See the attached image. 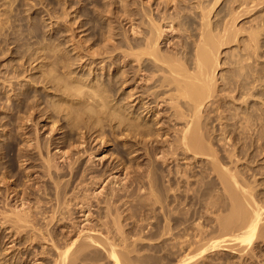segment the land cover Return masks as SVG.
Here are the masks:
<instances>
[{
	"label": "bare ground",
	"instance_id": "1",
	"mask_svg": "<svg viewBox=\"0 0 264 264\" xmlns=\"http://www.w3.org/2000/svg\"><path fill=\"white\" fill-rule=\"evenodd\" d=\"M221 1L147 0L145 2L144 0H129L128 2L130 3H124V19L122 20L126 21L129 28L127 30L122 28L125 30L123 31L125 32L123 37L124 43L121 44L123 38L121 41L118 39L121 42L118 44L124 45L126 50L121 52L123 53V61L122 64H118L117 68L119 70L121 68L125 69L115 76L116 79L110 76V71L114 58L116 59L118 54H114V49H116L113 47L114 45H110L114 48H110L113 49L112 51L108 47L110 40L114 37L110 34H118L114 32L117 29L116 27L109 28L107 34L110 35L111 39H107L109 35L105 38L108 42L104 45L105 48H102L103 51L101 49V52L97 51L99 53L91 52L92 57L88 59L90 60L89 66L91 64H94V66L92 65L93 67L88 68L87 78L83 76L85 75L83 72L80 77L74 76V71H71V66L69 65L63 66L64 68L62 69L64 70L62 71L61 69L62 72L59 70L58 78L55 79L46 71H36L37 74H40L35 76L36 78H39L44 85L50 83L49 86L54 88V91L61 92L58 96L62 95L57 100L55 98L56 101L52 102L53 99L51 100L52 108L49 106L50 110L45 107L42 110L40 109L41 111L39 110V112L47 115L53 109L52 111L56 113H63L64 116H60V114L57 117H65L64 121L67 120L70 128L75 129L76 127V130H81V132L79 130V143L78 141V144L76 143L78 150L72 146V149L74 147L80 155L74 161H72V157L71 159L68 158L71 161L68 162L67 171H69L68 173L72 178L79 175L91 174V177L89 175L90 179H88L91 180L90 183L101 187L99 188L101 189L99 193L96 191L98 193L97 196L107 194L104 201L106 208V213L104 212L106 214L105 217L108 218L110 216L109 218L112 217L115 221L117 217V221L120 219L119 217H123V220H128L132 216L136 218L133 214L124 215L118 203L125 200L123 199L125 192H131L127 188L128 184L122 185L121 182L125 179H129L131 182L139 181L138 177L142 176L141 173L144 172V169L142 172L136 169V171H132L135 172V175L128 176V172H130L128 171L124 174L125 177L121 178V174L126 170V164L122 160H130L127 156L125 157V153L127 155L132 154V152H135L133 148L141 147V145L143 149L145 148L146 154L154 155L155 160L151 163L153 168L148 169L149 165L147 168V177L148 179L150 178L149 181L147 179L149 191L144 188L148 191L146 192L148 194L143 197L138 196V199L134 198L136 202L135 208L137 205L140 206L139 211L144 213L145 209L147 210L146 207L153 204L156 205L157 203V205L160 204L162 216L160 215L156 218V223L152 224V227H149L150 229L143 227L142 224L134 225L133 223L132 226L130 225V227L126 228L125 225H120L121 219L118 222L113 221L114 225H112V221L107 220V222H110L108 224L100 218L103 221L102 223L99 219L102 224L98 221L99 225L97 223V225H91V217L93 216L91 208L93 203L91 204L90 200L93 199L90 198L89 200L87 198L88 202L87 199L83 200V196L87 192L81 196L83 201L76 203V206H78V203H81L79 212L83 220H80L79 226H76V224L73 226L74 224H72L73 227L71 229H69L70 226H66L67 230L63 232L59 231L57 227L55 228V226L62 225L59 223L63 218V215H60L62 213L61 210L64 206L63 210L65 208L68 209L73 205L71 202L73 200L75 202L78 198L74 197V195L71 197V195V199L67 200L68 197L66 198L67 202L66 200L65 202L62 201L67 194V184L61 185L59 181V183L55 182L56 180L54 181L57 183V185L55 184V190L58 197L55 201L58 205L56 204L57 207L55 205L56 208L53 207L54 209H51L52 213L48 216L49 218L46 216L47 207L40 204L41 200L36 206H31L30 204L32 203H29L27 200L28 195L30 196L33 190L28 188L29 190H24L21 195L20 192L14 189L7 194L9 197L13 193L16 205H14L12 212L10 211V215H6L11 216V220L8 219V222L11 224V226L9 225L11 234L9 238L14 235V239L10 241L12 245L8 248V250L11 249V253H4L7 248L4 247L2 250L1 247L3 245H0V264H12L11 262L17 259V255L12 260L6 256L14 252H16L14 254L20 255L21 258L26 257V259L29 257V254H32L35 262L37 260L40 261V259L44 260L45 263L43 262L42 264H201V259L209 251L214 252L218 249L227 248L233 250L234 247L243 245L245 247L239 249L243 252L244 250L242 249L250 247L253 240L264 237V224H262L264 222V203L258 198L259 193L258 195L255 193L256 186H252L250 181L251 176L249 175V171L250 173L251 171L254 172L251 164L257 163L264 155V64L260 61L261 57L264 56V41H262L263 38H260L259 34V32H263L260 31L262 27L259 28V26L264 25L263 19L256 22V29L252 26L249 27L248 38L243 37L245 40L241 39V42H247L243 43L245 44L243 45L244 47L240 46L237 51L228 53V55L225 53L229 57V61H227L229 67H226V73L222 72L220 74L219 71L223 63L221 61L222 48L229 45L233 39H238L237 34H240L242 30L240 27H236L239 19L243 17V14L244 16L245 14L247 15V12L257 10L256 7L261 3L263 4L264 0H225L229 4L228 8H219L220 10H217L216 7ZM154 4L156 7H153ZM189 12L190 15L193 14L192 16L195 19H191L192 16H189ZM105 13L110 14L111 10L108 9ZM110 15L113 14L111 13ZM107 17L110 18L111 16L107 15ZM114 19L115 22H119L121 17L116 16ZM81 25H83V22ZM257 27L259 28L258 30ZM174 33L181 34L177 36L179 37L177 42H173L175 36L172 37V35ZM163 41L165 44L161 46ZM97 55L106 56L98 57ZM108 57L110 58L109 62L107 61L109 60ZM38 58L36 57L34 60ZM106 62L111 64L108 69L109 78L102 80L103 75L100 76L97 71L106 69L108 66ZM86 64L85 62H81L78 67L82 68ZM100 64L102 65L97 67ZM222 71H225V69H222ZM136 77L142 81H138L139 83L134 87L139 91L134 93L130 89L127 97L124 98L126 99L124 104L121 103L122 101L115 100L113 95L114 99L111 98L109 91L116 92L115 90H118V87H121L120 89L131 88L137 82L134 80ZM62 80L66 81V84L61 83ZM133 80L135 81L134 83ZM138 93L139 95H136ZM27 95L20 96L21 98H18L19 101L13 107L22 109L25 105L29 106L31 104L29 106L30 109H28L32 111L26 110L27 107H25V113L27 111L28 113L30 112V115L27 114L29 115L27 121L30 122L29 118L31 114V117H33V113L37 111V107L39 109V102L33 101L36 104L32 105L31 101L29 104L27 102L29 95ZM135 95L136 97H134ZM136 100H138L137 105L140 104L137 110H142V113L146 112V114L151 113L154 115V110H158L161 103H169L172 106L171 108L174 109L170 108L173 110V113L172 118H169L171 124H174L171 126L169 122V126L174 127V130L173 128L172 130L176 135L173 139L171 138L172 140L170 139L171 141L167 142L168 144L165 142L167 148L162 149L161 152L157 153V143L160 142L158 137L161 134L158 131L164 130V127L154 128L155 124H159L160 121H155L154 127L147 125V121L145 122L146 124L139 122V117L135 116L138 114L135 111L131 112V110H135L137 107L133 103ZM53 117L56 118V116ZM179 122H182V125L176 128ZM57 123L59 124V122ZM104 125L110 126L111 131L115 127L125 130V132L123 131V133H126L124 139L125 142L129 143L118 147V154L121 156V159L118 161L114 160L115 162L102 165V167L97 169L94 166V168L82 170V162L80 160L83 157H80L85 155L91 161L92 157L100 154L99 151L103 152L108 143L105 137H101L103 133H98L99 130L103 131ZM169 126H167L168 129ZM92 134H96L93 136L92 141L97 140L96 142L99 141L101 143V146H98L99 148H95L96 146L93 148V145H91L92 141H90L91 143L88 141V137ZM68 137L66 138L68 139ZM40 145L36 141L33 147H37L41 153L42 151L39 149ZM54 145L57 146L59 144ZM68 152H60L58 158L67 161V157L71 156L69 155L70 153L67 154ZM133 157L136 160L140 157V154L136 153ZM184 158L187 160H185L186 168L182 169L176 163V168H171L168 174H165L170 184L168 187H170L171 191L174 190V193L172 192L173 195L170 196V194L162 193L160 187H158L159 194H157L155 192L157 188L155 183H152L151 176L154 173V169L162 167L158 160H162L163 164L168 163L167 161L170 160L175 162L179 159L184 160ZM50 161L47 160L48 163H46L45 159V163L48 164V176L51 178L54 175H57V177L64 175L63 173L58 174L57 169L56 171L51 170L54 165L52 166ZM148 163L150 162L148 161ZM239 164L244 165L245 169L248 170V174L247 170L241 169L242 166ZM133 170L135 169L133 168ZM261 171L264 172V170ZM118 173L120 175L115 176ZM53 177L52 179H54ZM105 182L107 184L108 182L109 184L113 182L115 185L117 183L120 185L121 183L122 186L116 189L115 187L118 184L114 185L115 187H112L109 190L110 192L107 193L105 186H102ZM182 182H185V195L183 191L179 190ZM174 183L178 184L177 188L173 187ZM141 187L139 188L141 189ZM161 188L164 191L167 187ZM48 189L50 190V188ZM120 191H124L123 194ZM141 191H143V188ZM133 195L136 196V192ZM128 196L130 195L128 194ZM95 198L97 197L95 196ZM61 201L64 202V206L61 204ZM130 201L132 200L130 199ZM130 201L129 203H131ZM185 201L190 209H193L194 214L198 210L200 212L205 211V213L209 212V214L218 211L226 212L218 214V216L215 213L217 218L215 222L216 224L218 223L217 226L220 230L217 238L210 241V239L205 237V230L208 226L204 229L202 227L203 222L202 225L201 223L194 225L196 226L195 233L191 234V231L189 232V229L192 228L190 224H186L189 221V209L187 211L184 209L185 212L183 213L181 211L184 214L183 216L174 215V212L179 210V204H183ZM130 205L133 204L131 203ZM71 209L69 208V211ZM152 209L150 210L152 211ZM111 214H115L116 219ZM141 215L143 216V214ZM213 217L215 218V216ZM102 218L104 217L102 216ZM135 221L133 222L136 223ZM60 235L61 237H58ZM170 240H175V242L168 243ZM232 242H235V244L233 243L235 246L231 245ZM36 247H38V251L36 249L34 251ZM250 249L253 248L251 247L248 250ZM1 251H4L3 254ZM19 259L20 257H18L17 261ZM8 260H11L10 263H7ZM20 263L22 264V262Z\"/></svg>",
	"mask_w": 264,
	"mask_h": 264
},
{
	"label": "rangeland",
	"instance_id": "2",
	"mask_svg": "<svg viewBox=\"0 0 264 264\" xmlns=\"http://www.w3.org/2000/svg\"><path fill=\"white\" fill-rule=\"evenodd\" d=\"M107 1H109V0H0V245L1 246L3 245L2 247L1 246L0 247L2 248V250L4 249V247L7 248V250H5V252L1 251L2 254H3V252L9 253L11 251V249L8 250V248L12 245L10 243V241L12 239H14V235L11 238H9V236L11 235L10 229H9L11 224L8 222V219L11 220V216L10 217L6 216V215H10V211L12 212L14 205H16V200L13 199V197H14L13 193H11L9 195V197L7 194L8 192H10L11 190H14V189L17 190L18 192H20L21 195H22L23 191L27 190L28 188L33 190L32 194H30V196L28 195L27 200L29 201V203H32V204H30L31 206H33V205L36 206V204L41 200L40 204H42L43 206L45 205L47 207L46 208V211H47L46 216L48 217V216H50V213H52L51 211L54 208H56L58 205V203L55 201V200H57V197H58V195H56V190H55L57 183L60 182L61 185L67 184V186H66L67 187L66 188L67 194H66V197L63 198L62 201L65 202L67 197H68L67 200L71 199L70 198L71 195H72L71 197H73V195H74V197H78V198H77V200H75V202H74V200L72 201L73 203L71 202V204H73L74 206L71 205L69 207L70 209L72 208L70 211H69V208L68 209L65 208V210H63V208L65 206L63 204L64 202L61 201L62 202L61 204H63L64 207L62 208V210H61L62 213L60 215H63V218H65L67 222L65 221V219L62 218L61 221L59 222L62 225L61 226L60 225L55 226V228L57 227L59 231L61 230L63 232H64V230L65 231L67 230L66 226H68V227L70 226L69 229H71L73 226H75V224H76V226L80 225L81 221L83 220L81 213L79 212V209H80L79 206H81V203H78V206H76V203L83 201V200H86L87 198L89 200H90V198L93 199V200H90L91 204L93 203L92 204L93 206L91 208V212L93 215L92 217L94 218L93 219L91 217V220H92L91 225L92 224L93 225H97V224L99 225L98 221L100 222L101 219H103L104 222H107V220H110V222L112 221L111 222L112 225H114L113 224L114 222H118L121 219L120 225H122V226L125 225L126 228L130 227V225L132 226V223L134 225H141L142 224L143 227L149 228L150 226L152 227V224L156 223V221H157L156 218H158L162 214L161 210H160V206H159L160 204L157 205V203H156L157 206L155 204H153V205H149L148 207H146L147 210L145 209L144 213L139 211L140 206L137 205L135 208L136 202L134 201V198L138 199V196L143 197V196H147V194H148V193L146 194V192L149 191V188H147V186H148V181L150 178L148 179V177H147V173H148L147 168H148V165H149L148 169L153 168V165L151 164V163H153L152 161L155 160V157L153 154L152 155L146 154L145 148L143 149L142 148L143 146L141 145V147H134L133 149H135L134 150L135 152H132V154H129L130 156L127 155V153H125V157L127 156L128 158H130V160L128 159V161H127L125 159L126 162H125V160H122L123 163L126 164L125 165L126 170L123 172V174H121V178L125 177L124 174L128 171L131 172V174H130V172H128L129 173L128 176H133V175H135V172H132V171H136V169L138 171V169H139V172H142L144 169V172L141 173L142 176L138 177V179H140L139 181H141V182H139L137 180V181H135L136 182L135 183L134 181L131 182V180H129V179H125L124 181L121 182L122 185L128 184L127 188L129 189V192L131 191L132 193L131 192L130 193L125 192L127 194V196L124 193L123 199H125V200L118 203V205L121 207V209L123 211L121 209L120 210L123 212L124 215L125 214H131V215L133 214V215H135L136 218H134L132 216V217H129L130 219H128V220L127 219L123 220V217H119L120 219L117 221L118 217L116 219V217L114 216L115 214H111V216L115 217L116 221L112 217L109 218L110 216L108 218H106L105 217L106 208H105L104 201L106 200L107 194L97 196V194L101 190L99 188H101V187H97L94 184L92 185L90 183L91 180H88V179H90L91 174H89L90 177L88 174L87 175L85 174V175H79L78 177L72 178L71 175L68 173L69 171H67L68 170L67 166L69 164L68 162L71 161L70 160L71 157L73 158L72 161H74V160H76L75 158H77V156L80 155L77 151L78 149L76 148V145L79 143L80 138H78V137H80L81 130L79 129L80 130V132H79V130H76V127H75V129L70 128V126H68L67 120H65L66 122L64 121L65 117L64 118L63 117H59V118L57 117L60 114H61L60 116H64L63 113H59V112L56 113L55 111H52L53 109H51V111H49V113L50 112L51 113L47 114L48 115V118H47L46 114L44 115V114H41V112H39L40 109L42 110V108L44 109L45 107H47L48 110H50L51 103L55 100V98L57 100L59 97H62V95L60 94V96H58L59 93H61V92H56V90L54 91V88L49 86L50 83L47 85H44V83L41 82V80L39 78H36L35 76L40 75V74H37L36 71H39V70L46 71L50 74L51 77H53L55 79V78H58L59 72L61 71L62 68H64L63 66L69 65V66H71V68L69 67L71 69V71L72 72L74 71L73 72L74 76L80 77L82 72H83V73H85V75H83V76H85V78H87L88 72H89L88 68H90L92 65L94 66V64H91L89 66L90 60H88V59H90L92 57L91 52L103 51L102 48H105L104 45L107 44L108 40L111 39L110 35L114 36L112 38L114 40L111 39L109 42V46L108 45H106V46H108L109 49L113 48V47H115L117 49V47H118L117 51H116V49L113 48L114 52H115L114 54L117 53L118 55L116 56V59L114 58V63H112L110 76L115 77L120 73V71L125 69V68H123V69L121 68L119 70L117 68L120 64H122V61H123V58H122L123 53H121V52L126 50L124 45H120L118 43L124 37L125 32H123V31H125L129 28V25L126 23V21L122 20V19H124V16H123V13H124L123 11L125 10L124 3L127 4V2L129 0H111L112 3H111V1H109L111 5ZM144 1L147 2V0H144ZM104 3H106V4H104ZM128 3H130V2H128ZM261 4L258 7H256L257 10H254L253 12L250 11L251 13L247 12V15L245 14V16L243 14V17H241L239 19L237 26H236L237 28L240 27L242 29L240 31V34H237L238 39H233V41L230 42L229 45H226L222 48V53H221L222 60L221 61H223V63H222L221 68L225 69V71H222V69L220 68L219 69L220 74H222V72L226 73V67H229L228 66L229 64L227 62V61H229L228 60L229 57L226 55H228V53L237 51L240 48V46L244 47L243 45H245V44H243V43L245 41L241 42V39L245 40L246 37L248 38V36H247L249 33L248 31H250L249 27L252 26V27H255V29H256V26H257L256 22H258L260 19H263V21H264V3L262 5ZM154 5H153V7H156V5L155 6ZM228 5H229L228 2H226L225 0H222L216 8H217V10H220L222 8L227 9ZM106 8L110 9L111 13L113 15H110L111 13L110 14L105 13L108 10ZM105 9H106V11H105ZM248 13H250V14H248ZM105 14H107L111 17L108 18L107 15H105ZM192 15H190V12H189V16H192ZM116 16L121 17V19H119V22L118 21L115 22L114 18ZM193 18H194V16L191 17L192 20H193ZM82 22H83V25H81ZM111 27L112 28L116 27L117 29H115L114 32H116L118 34H110V35L107 34L109 32L108 31L109 28H111ZM260 27H262V28H260ZM263 27H264V25L259 26L260 31L261 32L263 31L262 33L259 32V34H260V38L264 39V30H263L264 28ZM122 28H124L125 30ZM259 28L257 27V30ZM242 31H245V32H242ZM180 35L181 34L174 33L172 35V37L175 36L173 42L174 41L177 42L178 38H179L177 36H180ZM194 35H196V34H194ZM107 36H108V38H107L108 40L107 39L105 40V38ZM243 37H245V38H243ZM239 38H240V42H239ZM263 39H262V41H264ZM123 43H124V38H123V42L121 44H123ZM245 43H247V42H245ZM163 44H165L164 41L162 42L161 46ZM110 45H112V46L114 45V46L112 47ZM113 49H110V51H112ZM99 52H97V53H99ZM225 53H226V55H225ZM88 56H90V57H88ZM97 56H94V57L98 58L102 55H99L98 57ZM104 56H106V55H103L102 57H104ZM36 57H39V58L34 60V58H36ZM78 57H80V58H78ZM108 59L109 60H107V61L109 62L110 58L108 57ZM260 61L264 64V56L261 57ZM79 62L80 63L85 62L87 64L83 65V67L81 68V67H78L80 65ZM106 64L108 65L106 69L97 71V73H99L100 76L103 75L102 80H104V78L106 80H107V78H109L108 77V75H109L108 69H109V65H111V64H109L107 62H106ZM101 65L102 64L98 65L97 67H99ZM63 70L64 69H62V71ZM81 70H84V71H81ZM104 74H105V77H104ZM81 78H83V77H81ZM115 79H116V77H115ZM134 80H136L137 82L131 88L120 89L121 87H118V90H115L116 92L109 91L110 92L109 94H111V98L112 99L115 98V100L122 101L121 103L124 104L126 102L125 101L126 99H124V98L127 97V95H128L127 93L129 92L130 89H132L134 93H136V91H139V90H136V88H134V87H135V85H137V83L142 82V81H140V79H138L137 77ZM134 80H133V83L135 82ZM61 83L66 84V81L62 80ZM53 91H54V93H53ZM25 93L29 95V96L27 95L29 98V99H27L28 103L32 101V105H33V104H36L35 102L33 103V101L39 102L38 103L39 109L37 107V111L33 113V117H31L32 116V114H31V116L29 118L30 122L27 121V119H28L27 117L30 115L29 114L30 112L28 113V111H27V113H25L26 110L30 109L29 108V106H31L30 103H29L30 104L29 106L25 105V107H27V109L25 107L22 109H20L18 107H17L18 109L13 107L14 104H16V102L19 101L18 98L20 96H25L26 95ZM63 93H64V91H63ZM112 95L114 96V98ZM136 95H139V93ZM136 95L134 97H136ZM118 97H120V98H118ZM51 100H52V102H51ZM28 103H27V105H28ZM133 103H134V106L137 105L138 100L134 101ZM139 105H137L135 110L134 109L131 110V112L135 111V113L138 114L135 116L139 117L138 118L140 120L139 122H142V123L144 122L143 124L147 123V125H149V126L151 125V127H152L154 125L155 121L156 122L160 121L159 124H157V125L155 124V127L154 126L153 127L154 128L164 127L165 131L164 130H162L160 132L158 131V133L159 134L161 133V134L158 137L160 142L157 143V153L161 152L162 149L167 148L166 143L171 141L174 138V136L176 135V134H174V131H173L174 127H171L174 123L171 124L170 119H169V118H172V113H173L174 109L171 108L172 106H170L171 104H169V103H161V105L158 107V110H154L155 114L153 115L151 113L146 114V112L142 113V110H137ZM170 108L173 110H171ZM29 111H32V110H29ZM54 113H56V114H54ZM27 114H29V115H27ZM53 116H56V118ZM30 119H32V120H30ZM57 119L59 121H55ZM57 122H59V124ZM169 122H170L171 126H169L170 125ZM181 123L179 122V124L176 128L180 127L182 125ZM106 126L107 125H104L103 129H102L103 131L99 130L98 133L99 132L103 133V135L101 134V137H105V139L108 140L107 145L105 146L103 152L99 151L100 152L99 155H97L96 157H92L91 161L94 160L93 161L94 165H93V162L90 161L89 157H87V156L85 157V155L81 156L80 158L83 157L80 160L82 162V170L87 169V168H94V166H96V169H97V168L102 167V165H107L110 162H115V161H118L119 159H121L120 154H118L119 153L118 147H122L123 145H125V144L127 145L129 143V142H125V139H124L126 133H123V131L125 132V130H122V128L119 129V128L115 127V128H113V131H115V132H113V131H111L112 129L110 126H107V127ZM167 126H169L170 130L168 129ZM57 128H58V130H57ZM172 128H173V130H172ZM120 131H122V132H120ZM77 132L79 133V135ZM96 134H92L91 136L89 135L90 136V137H88L89 140L88 139L87 140L89 142L92 141L94 138L93 136H95ZM68 136H70V137L72 136L71 139H69L70 137H68ZM76 136H77V138H76ZM63 137H65V138H63ZM66 137H68V139L70 141ZM48 138H49V140H48ZM72 139L74 142L72 141ZM36 141L41 144L40 148H39L42 151L41 153L37 147L36 148H34L35 146L33 147V144H35ZM77 141H78V143H77ZM96 141L95 140L92 141L91 145H93L92 146L93 148L95 146H96L95 148H99L98 146L101 144V143H99V141L98 142H96ZM69 142L71 145L69 144ZM54 144H59L61 146H59V145L56 146ZM48 146H50V147L48 148ZM69 146H71V147H69ZM72 146H74L77 150L74 147L72 149ZM63 150L66 152L69 151L67 154L70 153L69 155H71V156L67 155L69 157L66 156L67 159L70 158L67 161H63L62 159L58 158L60 156V152H64ZM136 153L140 154V157L135 160V158L133 156ZM21 155H22V157H21ZM40 157H42L43 159ZM152 158H154V159H152ZM261 158L257 163L251 164V166H253L254 172L251 171V173H250V171H249V175L251 176L250 181H251L252 186L253 187L256 186L255 187V190H256L255 193H257V195L259 193L258 198H260L262 203H264V201H263L264 200V198H263L264 197V195H263L264 194V172L261 171V170H264V155ZM45 159H46V163H48L47 160L52 161V162L50 161V163L52 164V166L53 165L54 166L52 167L53 169L51 168V170L56 171V169H57L58 174L63 173L64 175H62L60 177L58 176L59 178L57 177V175H54V177L52 176L54 179H52V177L50 178V176H48V172H47V169H48L47 165L48 164L45 163ZM150 159H151V161H150ZM147 160L150 163H148ZM185 160H186V158H184V160L179 159L178 161H175V162H172L170 160V161H167L168 163H163V164H162V160H160V159L158 160V162L159 161L161 162V163L159 162V164H161V166L163 168L160 166L162 169L160 167H159L160 169L156 168V169H154L153 175L151 174L152 175L151 176L152 183L153 184L155 183V186L157 188L155 191V192H157V194H159L158 187H160V190L161 189L163 190V188H161V187H164V188L167 187L168 189L166 188V189H164V191L161 190V192L170 194V196L173 195L174 190L171 191L170 187H168V185L170 186V184L167 181V177H165V174H168V172L170 171L171 168L172 169L176 168L175 167V166H177L176 163H178L182 169L186 168V161L187 160L186 161ZM241 162H239V163H241ZM243 162H245V160H243ZM261 162H262V164H261ZM89 163L91 164V166ZM241 164H239V165H241ZM254 165H256V166H254ZM257 165H259V166H257ZM241 166H240L241 169L243 168V170H244L245 169L244 165H241ZM54 167H55V169H54ZM58 167H60V168H58ZM258 167H260V168H258ZM62 168H64L65 170ZM127 168H128V170H127ZM133 168L135 170H133ZM59 169L61 172L58 171ZM245 170H247V169H245ZM247 174H248V170H247ZM117 175H120V173L115 174V176H117ZM81 176H82V178H81ZM87 177H89V178H87ZM147 179H148V181H147ZM163 179L165 180L164 182H163ZM109 180H111V179H109ZM54 181L57 183H55ZM86 181L88 182V184ZM115 181H117V180H115ZM15 182H17V183H15ZM106 182L102 186L103 187L105 186V188L107 189V190L105 189L107 191V193L110 192L109 190H111L112 187L114 188L118 184L117 183L115 185L113 182L111 184H109V182H108V184H107ZM121 183H120V185L118 184L115 188L117 189V187H119V186L121 187L122 186ZM175 183H174L173 187L177 188L176 186H178V184L176 185ZM85 184L88 186L86 187ZM144 184H146V185H144ZM180 185H182V186H181V188H179V190L183 191V194L185 195V193H186L184 191L185 190V188H184L185 182H182ZM47 187L50 188V190ZM139 187H141V189ZM257 187H259V188H257ZM142 188H143V191H141ZM182 188H183V190H182ZM165 190H167V191L165 192ZM133 191L136 192V196L133 195V194H135V192L133 193ZM120 192L123 194L124 191H120ZM86 193L90 194V195L87 196ZM84 194H86V195H84ZM128 194L130 196H128ZM81 196H83V200H82ZM95 196L98 199L95 198ZM84 197H85V199H84ZM102 198H104V199H102ZM88 199H87V202H88ZM130 199L134 203L132 201H130ZM67 200H66V202H67ZM124 201H125V203L127 201V203L125 204ZM129 201L133 205H130L131 203H129ZM101 203H103V204H101ZM123 204H125V205H123ZM128 204H129V206H128ZM183 204H185V205H183ZM183 204H179L180 206L178 205L179 210L177 212H174V215L178 214L176 216H181V215L183 216L184 214H182V213L189 209L188 211L190 214L189 213L188 214L191 216V213H192V216H191V218L189 216V221H188L189 223L187 222L186 224H190V226H192V228L189 229V232L191 231L190 232L191 234L196 232L195 231L196 226H194V225H197L196 223H198V224L201 223V225H202V222H203L204 226L202 225V227L204 229L208 226L205 230V232H206L205 237L210 239V241L213 240L214 238L218 237L220 230H219V227L217 226L218 223L216 224V222H215L217 219L216 214L218 216V214H224L226 212L218 211V212H215L216 214L210 213L211 214L210 215L209 212L205 213V211L200 212L198 210L197 213L195 212V214H194L193 209H190V207L186 201ZM55 205H56V207H55ZM152 207H153V209H152ZM182 207H184V208H182ZM137 208H139L138 209L139 213L137 211ZM135 209H136V211H135ZM150 209H152V211ZM184 209H185V211H184ZM131 210H133V211H131ZM155 211H157V212H155ZM179 211H180V213L182 211V213L180 214ZM136 212L138 213V215ZM140 213L143 214V216ZM188 214H187V216H188ZM64 215H65V217H64ZM150 215L151 216L153 215V216L151 217ZM102 216L105 219L102 218ZM213 216H215V218ZM149 217H151V218H149ZM134 220H136L135 221L136 223L133 222ZM103 221H102V223H103ZM110 222H107V223L109 224ZM102 223L100 222V224H102ZM72 224H74V225L72 226ZM262 224H264V222ZM182 226H184V225H182ZM209 228H211V229H209ZM212 229H213V231H212ZM207 233H209V234H207ZM58 237H61V235ZM255 238H257V237H255ZM207 240H206V242H208ZM173 242H175V240L168 241V243H173ZM233 243L235 244V242H232L231 245L235 246V245H233ZM226 244H229V243H226ZM252 244H251L252 246L250 245V247L248 246V248L246 247V248L242 249V250H244L243 252L241 250H239L242 247H245L243 245L239 246L240 248L239 247H236V248L232 247L233 250L227 248V249H218L214 252L209 251V253H206V255H204L205 257L203 259H201V262L203 264H220V263L221 264H264V237L257 238L255 240H253ZM251 247L253 249L248 250ZM35 249L38 251V247L34 248V251H35ZM248 251H250L251 254ZM14 253H16V252H14ZM14 253L11 254L13 256H11V255L6 256L4 254V256H6L8 259H11V260L17 255L16 256L17 259L12 261L11 262L12 264L14 262H15V264H19L20 262H22V264H40V263L42 264L43 262L45 263V261L42 259H40V261L37 260L35 262L33 260L32 254L31 255L29 254V257L26 259V257L22 256L23 258H21L20 255L14 254ZM10 257H12V258H10ZM18 257H20L19 261H17ZM11 260H8L7 263H10ZM227 260H229V261H227Z\"/></svg>",
	"mask_w": 264,
	"mask_h": 264
}]
</instances>
